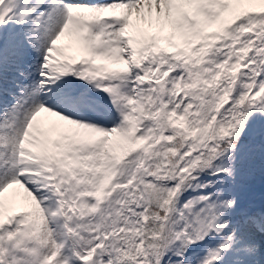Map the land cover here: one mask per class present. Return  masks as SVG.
<instances>
[{
  "label": "snow or ice",
  "instance_id": "snow-or-ice-1",
  "mask_svg": "<svg viewBox=\"0 0 264 264\" xmlns=\"http://www.w3.org/2000/svg\"><path fill=\"white\" fill-rule=\"evenodd\" d=\"M0 264H264V0H0Z\"/></svg>",
  "mask_w": 264,
  "mask_h": 264
},
{
  "label": "rangeland",
  "instance_id": "rangeland-1",
  "mask_svg": "<svg viewBox=\"0 0 264 264\" xmlns=\"http://www.w3.org/2000/svg\"><path fill=\"white\" fill-rule=\"evenodd\" d=\"M62 42L65 43V44L70 43V41H68L66 38H64ZM69 50H71V49H69Z\"/></svg>",
  "mask_w": 264,
  "mask_h": 264
},
{
  "label": "bare ground",
  "instance_id": "bare-ground-1",
  "mask_svg": "<svg viewBox=\"0 0 264 264\" xmlns=\"http://www.w3.org/2000/svg\"><path fill=\"white\" fill-rule=\"evenodd\" d=\"M22 191V190H21Z\"/></svg>",
  "mask_w": 264,
  "mask_h": 264
}]
</instances>
